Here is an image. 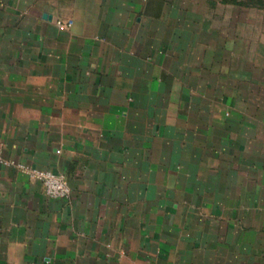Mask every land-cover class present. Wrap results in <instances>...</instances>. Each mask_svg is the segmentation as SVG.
Wrapping results in <instances>:
<instances>
[{
	"label": "crops",
	"instance_id": "crops-1",
	"mask_svg": "<svg viewBox=\"0 0 264 264\" xmlns=\"http://www.w3.org/2000/svg\"><path fill=\"white\" fill-rule=\"evenodd\" d=\"M0 144L70 189L0 169V264H264V0H0Z\"/></svg>",
	"mask_w": 264,
	"mask_h": 264
},
{
	"label": "built area",
	"instance_id": "built-area-1",
	"mask_svg": "<svg viewBox=\"0 0 264 264\" xmlns=\"http://www.w3.org/2000/svg\"><path fill=\"white\" fill-rule=\"evenodd\" d=\"M55 25L58 29H67L71 27L72 23L70 21L57 20ZM2 167L13 168L26 174L30 179L40 182L45 195L50 199L68 200L69 198L70 189L64 176L50 171L34 169L12 159L5 158L0 144V169Z\"/></svg>",
	"mask_w": 264,
	"mask_h": 264
},
{
	"label": "water",
	"instance_id": "water-1",
	"mask_svg": "<svg viewBox=\"0 0 264 264\" xmlns=\"http://www.w3.org/2000/svg\"><path fill=\"white\" fill-rule=\"evenodd\" d=\"M46 17H47V16L44 14V15H43V18H46Z\"/></svg>",
	"mask_w": 264,
	"mask_h": 264
}]
</instances>
